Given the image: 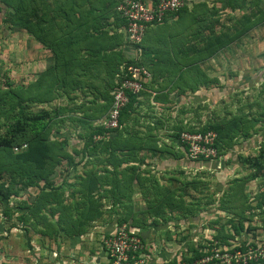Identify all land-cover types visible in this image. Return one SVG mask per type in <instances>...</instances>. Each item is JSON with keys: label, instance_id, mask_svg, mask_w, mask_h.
Masks as SVG:
<instances>
[{"label": "rangeland", "instance_id": "1", "mask_svg": "<svg viewBox=\"0 0 264 264\" xmlns=\"http://www.w3.org/2000/svg\"><path fill=\"white\" fill-rule=\"evenodd\" d=\"M82 1L18 0L8 3L11 7L0 6V136L22 110L47 111L45 121H54L43 133V144L30 147L25 141L24 152L0 148V180L16 192L0 200V264H95L104 237L121 225L142 240L152 264H201L212 253L231 256L239 247L247 256L257 255L264 246V0L187 1L196 25L185 41L193 46V63L199 67L186 71L196 82L192 91L200 94L229 83L233 88L199 101L187 120L171 122L173 136L179 139L185 129L222 123L232 129L231 145L225 138L221 146L229 145V150L218 158L189 172L163 174L154 164L135 160L143 156L138 148L144 142L132 131L96 134L93 142L84 138L91 128L76 121L94 114V103L77 104L62 95L56 100L48 90L47 72L61 66L57 59L66 35L77 29V14L95 10V0H86V6ZM108 11L115 16L114 8ZM11 12L33 22L32 30L14 24ZM115 53L106 54L110 62L105 67L123 58ZM73 59L75 74L60 75L66 88L80 89L86 65L77 64V54ZM207 62L213 63L210 68ZM175 110L177 117L185 107ZM112 139L115 146L106 145ZM96 141L101 144L93 149ZM85 143L89 149L83 152ZM92 213L98 218L86 219ZM240 225L243 230L236 233ZM197 252L200 256L191 261ZM214 259L211 264H226Z\"/></svg>", "mask_w": 264, "mask_h": 264}, {"label": "crops", "instance_id": "2", "mask_svg": "<svg viewBox=\"0 0 264 264\" xmlns=\"http://www.w3.org/2000/svg\"><path fill=\"white\" fill-rule=\"evenodd\" d=\"M95 1L101 6H106L110 2V0ZM191 2L204 5L201 2L206 3L207 1L192 0ZM82 3L85 6L87 4L86 0H83ZM189 6V2H187L186 7L181 11L174 12L162 23L149 27L140 54L135 53L136 50L134 52L132 46L126 41L125 23L117 11V7L114 8L115 16L111 15L112 11L100 14V18L97 20V28L91 17L88 18L87 15L82 17L78 13L77 29L74 28L69 31L71 36L66 35V42L62 47V57L57 59L58 61L61 60V66H63V64L75 61L73 55L77 54L78 59L76 61L79 66L83 63V65H86L85 70L90 68L82 77L84 82L82 80L81 83L79 82L80 85H83L80 89H69L62 83H57L55 86L54 95L57 97L56 100L62 95V97L66 96L68 101L72 99L71 101H75L77 104L94 99L102 102L100 89L105 85L106 75L103 67L108 63L105 60L107 57L104 58L107 53L115 51L123 55L126 60H140L149 70L150 76L145 80V90L138 95L133 104V110L129 113L131 121L125 123L122 133L129 135L132 131L133 134L138 136V139L144 142L138 148L143 151L142 159H144V163H141V165L154 164L161 174L171 169L189 172L187 169H197L198 165L203 163L187 158L185 149L180 144L179 139L173 136L175 125L172 126L171 122L177 120L178 117L187 120L188 115L193 112L192 107L199 101L203 102L209 96L221 94L219 89L223 90V93H230L233 88V85L229 83V85H223L224 87L202 90L200 94L192 91L196 82L189 78L192 73L186 71H192L199 67L193 63L196 60L193 46L185 41L186 36L189 37L186 32L189 31L188 29H193V24H195L191 18L193 16L192 9H187ZM74 33L76 37L72 39ZM185 45L188 46L186 50ZM118 61L114 59V64L117 65ZM206 64H208L206 67L210 68L213 63L207 62ZM96 68H100V71L97 72ZM113 90L114 88L110 91L112 95ZM183 90H185V93ZM101 91H104V89ZM63 92H66V95ZM176 107L180 109L185 107L184 113L180 111L177 117ZM105 118L106 116L98 119L95 123L103 124ZM137 125H140L139 130H135ZM155 148L182 152L184 157L175 158L171 153H166L163 157L161 154L158 155V153L149 150Z\"/></svg>", "mask_w": 264, "mask_h": 264}, {"label": "built area", "instance_id": "3", "mask_svg": "<svg viewBox=\"0 0 264 264\" xmlns=\"http://www.w3.org/2000/svg\"><path fill=\"white\" fill-rule=\"evenodd\" d=\"M188 0H120L117 11L123 19L126 41L135 47L137 53L141 52V44L149 27L160 24L172 13L179 11L187 5ZM122 74L116 80L117 86L113 90V103L103 122L107 129H117L122 125L120 117L122 110L130 103V94L140 95L145 90V80L150 72L143 65L122 66ZM217 133L214 130H185L180 134L179 142L184 147L188 158L192 161L213 160L219 157L217 148ZM27 148V144L14 147L15 151ZM248 253V252H247ZM247 253L235 250V254L212 253L202 259L201 264H208L222 259L226 264H231L235 259L236 264H248L249 260L264 259V246L257 249V255L247 256ZM95 264H150L144 252L141 239L133 232H127L121 225L110 231L103 239L102 246L96 252ZM190 264H197L195 262Z\"/></svg>", "mask_w": 264, "mask_h": 264}, {"label": "trees", "instance_id": "4", "mask_svg": "<svg viewBox=\"0 0 264 264\" xmlns=\"http://www.w3.org/2000/svg\"><path fill=\"white\" fill-rule=\"evenodd\" d=\"M16 1H18V0H0V6L3 8L11 7L8 3H15ZM96 2L97 1L94 2L96 4V5H94L95 10L90 9V10H87L86 13L80 12V15L82 17H83V15H87L88 18L91 17V19L94 20V24L97 28L98 27L97 26V18L98 19L100 18V14L102 12L103 13L107 12L109 9L116 8L118 3L120 2V0H117L114 5L111 3L112 0H110L108 5H106V6H101ZM99 2H101V0ZM81 4H83V3H81ZM103 7H104V9H103ZM185 7H183V8H185ZM82 8H84V7H82ZM97 8H98V10H96ZM99 8H101V9H99ZM102 9H103V11H102ZM182 9H180L179 11H181ZM94 12H96V13H94ZM11 15L13 16V23L14 24H16V25L20 24L24 28H26V29L28 28L30 31L32 30L31 28H32L33 22H31L28 19L26 20L22 16H18V12H11ZM38 22L39 21H37V27H40V24ZM34 24L36 25V23H34ZM39 34L37 32L35 33V35L38 37L41 36ZM104 58H106V56H104ZM130 64L143 65L139 59L126 60L123 57L118 61L117 65L113 64V66L105 67V69H104V73L106 72L105 85L102 87L104 89V91H101V90H103L102 88L100 89V94L102 95L101 98L103 99L102 102H99L97 99L89 101V102L94 103V106H91V108L93 109L92 112L94 114H86V112H85L86 118H83V117L81 119L77 118L76 123L78 125H80L81 127L84 126V124H86V123L89 124V126H85V128L86 127H89V129L91 128V132H88L87 135H83V137L86 138V136H89L90 142L94 141V135H96V134H99V135L102 134V136H104L107 133L112 132V131L113 132H120V131L123 132L122 130L125 126V123L127 121V118L129 116L130 111L133 110V104H134L136 98L138 97V95L130 94V103L121 112L120 123L122 126L120 128L107 129L103 124H96L95 121H97L100 118H103V117H101L103 114H105V113H106V115L108 114V112L112 106V103H113V95L110 94V91L117 86L116 80L123 73L122 72V69H123L122 66L125 65V71H127L126 67ZM58 65L59 64L54 65L53 68L49 69L50 71L47 72V80H46L47 81V87H48V90L51 88L50 91H52V97H55V95L53 93H54V90L56 88L55 86L57 85V83H62V84H64V86L67 84V81L64 79V77H62L60 75V72L68 74V75H72V73L75 74V71H73V69H75V67L73 64H71V62H69L68 64H63V66H60L62 68V70H59L60 67ZM88 65H90V64H88ZM52 69H55V70H52ZM89 69L84 70V71L88 72ZM83 75H84V73L79 77L80 83H81ZM98 109L101 112H98ZM47 117H49V113L47 111L31 113V112L22 110L19 113V116H17L14 119L15 120L14 123L9 126V130L7 131L8 133H6L4 136H0V148L4 149V148L12 147L14 149V147H16V146L20 147L21 145L26 144L25 141L29 142L30 147L34 143L43 144L45 141V138L47 139V136L44 135L43 133L46 134V130L48 128V125H52V123L54 122V121L51 122V118H48V121H45V119ZM81 121L84 124H82ZM185 130H187V129H185ZM195 130H196V128L191 129V131H195ZM199 130H203V131L214 130V131H216L218 134L217 148L219 150V153H221V151L224 150L225 148H226V150H229V145H231V143L229 144V142L231 141V138L229 137L230 133L232 132L231 128H226L222 123L221 124L209 123L206 126L199 128ZM235 131L237 132L238 129H236ZM225 138H229V141L227 143L229 145L222 147L221 141H223ZM15 140L18 141L17 145H14V143L16 142ZM98 143H99V141L94 142V145H92L93 149L97 148ZM102 143H103V141H102ZM113 143L115 144L116 140L112 139V141H110V144L107 143L106 145L112 144V147H114L115 145H113ZM99 144H101V142ZM27 147H28V145H27ZM26 149L21 150V151L22 152L27 151L28 149L27 150ZM88 149L89 148H88L87 144L85 143V146L83 148V152L87 151ZM149 150H152V152H154V153H158V155L161 154L163 157L166 155V153L173 154L175 158L182 156L180 153H178V151L170 150V149H156L155 148V149H149ZM21 151H18V152H21ZM114 151H112V153H111L112 155L115 154ZM132 151L134 153L137 150H132ZM82 159H83V156H82ZM135 160L139 161V165L141 163H144V159H142V157H136ZM204 161H206V160H198L195 162L199 163V162H204ZM259 163L260 162H258V165H259ZM257 176H258V174H255L253 177L257 178ZM11 190H13V189L7 188L4 181L0 180V200L3 198L5 201H7V199L14 196L16 194V192L11 193L12 192ZM169 199L172 200L173 198H169ZM261 205H262V202H261ZM98 216H99L98 213L95 215L92 213V215H90V214L87 215L86 219L92 221V220H96L98 218ZM120 223H122L121 220H120ZM241 230H243V225H240V227L235 228L236 233H238ZM239 248L242 249L241 247H239ZM240 249H238V250H240ZM243 252L245 253L247 251L245 250ZM199 256H200V254H198V252H197L195 255V258H192L191 261L195 260ZM222 264H224V263H222ZM248 264H264V260L261 261V260L252 259V260L248 261Z\"/></svg>", "mask_w": 264, "mask_h": 264}]
</instances>
